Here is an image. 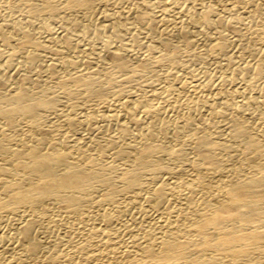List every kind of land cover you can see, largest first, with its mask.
Returning <instances> with one entry per match:
<instances>
[{
	"label": "bare ground",
	"instance_id": "1",
	"mask_svg": "<svg viewBox=\"0 0 264 264\" xmlns=\"http://www.w3.org/2000/svg\"><path fill=\"white\" fill-rule=\"evenodd\" d=\"M0 264H264V0H0Z\"/></svg>",
	"mask_w": 264,
	"mask_h": 264
}]
</instances>
